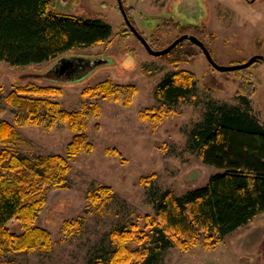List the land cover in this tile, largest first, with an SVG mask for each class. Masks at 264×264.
I'll return each mask as SVG.
<instances>
[{"label":"rangeland","instance_id":"rangeland-1","mask_svg":"<svg viewBox=\"0 0 264 264\" xmlns=\"http://www.w3.org/2000/svg\"><path fill=\"white\" fill-rule=\"evenodd\" d=\"M185 1L123 0L126 11L133 8L131 22L156 51L186 33L209 44L219 65H238L258 53L255 48L260 45L252 40L255 34L251 31L258 23L251 22L250 16L254 13L256 20L264 23V5L251 10L239 0H196L203 11L189 16ZM51 9L87 19L100 18L112 27V36L105 43L42 64L12 67L0 62V118L18 133L16 142L10 145L18 155L33 160L56 155L67 158L75 136L67 123L57 122L49 129L19 126L17 112L7 100L19 89L54 87L59 93L43 97L67 112L99 107L83 131L92 150L69 160L70 171L62 188L43 191L46 202L34 226L49 233V248L0 255V264H109L115 249L111 237L114 230L131 231L127 247L132 252L141 251L138 239L143 235L153 237L151 223L161 194L170 191L184 195L205 186L219 172L204 165L192 145L194 130L204 123L212 108L238 106L239 98L252 92L247 95L252 113L264 126V67L251 69V78L243 70L219 72L191 41L180 43L168 55L154 57L126 26L117 0H51ZM203 27L200 33L198 28ZM261 33L264 38V30ZM69 56L100 59L106 64L74 82L52 83L36 77L49 71L61 57ZM181 71L193 74V93L176 104L159 103L155 98L158 85ZM107 81L134 86L136 95L131 105L92 92L86 94ZM250 84L253 90L248 88ZM100 187L112 190V200L105 205L104 198L97 203L90 199ZM7 227L14 234L23 233L20 219L12 220ZM207 243L200 239L190 250L177 245L152 259L140 257L142 264H264V213L219 244L208 247Z\"/></svg>","mask_w":264,"mask_h":264},{"label":"trees","instance_id":"trees-1","mask_svg":"<svg viewBox=\"0 0 264 264\" xmlns=\"http://www.w3.org/2000/svg\"><path fill=\"white\" fill-rule=\"evenodd\" d=\"M132 10L127 11L129 16ZM111 36L112 27L102 19L54 11L51 0H0V62L12 67L50 62L71 51L105 43ZM91 59L61 57L41 78L52 83L70 81L89 70L93 65ZM243 71L251 78L248 70ZM193 79V74L187 71L167 76L155 91L156 100L164 105L186 100L196 87ZM248 88L253 90V85ZM57 92L54 87L32 86L31 90L12 92L7 100L17 112L19 126L29 124L49 129L57 122L67 123L75 133L67 158L56 155L33 160L18 155L10 148L18 133L0 118V255L49 248V233L34 226L46 202L43 191L62 188L70 171L69 160L82 151L92 150L83 131L87 120L98 114L99 107L67 112L43 97ZM90 92L129 106L136 88L107 81L86 94ZM252 94L241 96L238 106L212 108L204 123L193 132L192 145L202 163L219 172L205 186L184 195L170 191L161 194L151 223L153 237L143 235L138 239L141 251L132 252L127 247L131 231L114 230L111 237L115 249L109 264H142L140 255L152 259L177 245L190 250L200 239L208 242V247L215 246L264 213V126L252 113L249 102ZM100 198H104L103 205L109 203L112 190L100 187L90 194L94 203ZM14 219L22 221V234H14L7 227Z\"/></svg>","mask_w":264,"mask_h":264},{"label":"water","instance_id":"water-1","mask_svg":"<svg viewBox=\"0 0 264 264\" xmlns=\"http://www.w3.org/2000/svg\"><path fill=\"white\" fill-rule=\"evenodd\" d=\"M118 6H119V10L123 16V19L126 23V26L128 27V29L131 31L132 34H134L139 40L140 42L143 44V46L145 47V49L148 51V53L154 57H162L165 55H168L169 53H171L180 43L184 42V41H191L193 44H195L196 46H198L204 53V56L206 57L207 61L209 62V64L211 65L212 68H214L215 70L219 71V72H223V73H230V72H237V71H241V70H245L247 69L251 63H246V64H242V65H234V66H224V65H219L212 57L210 51L207 49V47L204 45V43L196 36H193L191 34H184L182 36H180L178 39H176L170 46H168L167 48L160 50V51H156L154 50L150 44L148 43V41L139 33V31L137 30V28L134 26V24L131 22L129 15L124 7V2L123 0H117ZM91 61L93 62V65L89 68V70L85 73H83L80 76H77L75 79H71L70 81H64V82H74L77 80H81L84 77H86L88 74H90L91 72H93L98 66H100L101 64H106V61L100 60V59H94L92 58ZM36 77H41V76H36Z\"/></svg>","mask_w":264,"mask_h":264},{"label":"flooded vegetation","instance_id":"flooded-vegetation-1","mask_svg":"<svg viewBox=\"0 0 264 264\" xmlns=\"http://www.w3.org/2000/svg\"><path fill=\"white\" fill-rule=\"evenodd\" d=\"M238 1V0H237ZM239 1H243L245 2V4H247L251 10L253 9H256V7H258V9H260V6L262 7L264 5V0L261 1V3H257L258 0H239ZM185 10L187 11L188 15L189 16H194V13L195 12H199L201 13L203 10L201 9H198L200 4L196 3V0H186L185 1ZM259 4H261L259 6ZM184 5V4H183ZM252 13V11H251ZM203 15V14H202ZM250 20L251 22H256L258 24L254 25V28L251 29V31L253 30V34H255L252 38V40L255 38L256 39V42L260 45L258 47H256L255 49H258V53L256 54H252L246 61H244L243 63L241 64H238V65H242V64H246V63H249L252 61L251 65L245 69V70H248V71H251V69L253 68H263L264 67V49H262L264 47V38H262L260 34L261 33V29L264 30V23H259L257 20H256V16L254 13H252V15L250 16ZM200 27V26H199ZM199 29V32L202 33L204 32V27L201 29V28H198ZM186 34V33H185ZM184 35V34H181V36ZM217 34L213 33L212 37H213V40H216L215 38L217 37L216 36ZM204 36V35H203ZM207 37V35H206ZM209 37H207L208 39ZM201 40V39H200ZM202 41V40H201ZM185 42V41H184ZM183 42V43H184ZM204 43V45L207 47V49L210 51L209 49V44H206L204 41H202ZM253 43V42H252ZM252 46V45H251ZM201 52L203 53V51L201 50ZM211 53V51H210ZM204 55V53H203ZM212 55V53H211ZM213 57V55H212ZM214 59V57H213ZM215 60V59H214ZM209 63V62H208ZM251 74V72H250Z\"/></svg>","mask_w":264,"mask_h":264}]
</instances>
